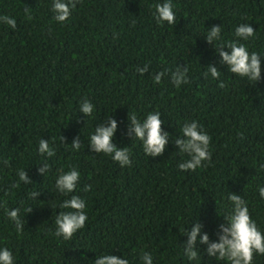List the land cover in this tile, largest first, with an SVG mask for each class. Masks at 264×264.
Instances as JSON below:
<instances>
[{
  "label": "trees",
  "instance_id": "obj_1",
  "mask_svg": "<svg viewBox=\"0 0 264 264\" xmlns=\"http://www.w3.org/2000/svg\"><path fill=\"white\" fill-rule=\"evenodd\" d=\"M160 2L78 0L58 23L51 0H0V16L16 21L15 29L0 23V247L11 251L14 264H93L107 254L140 264L142 252L151 253L153 264H190L184 232L199 222L216 239L229 192L242 196L264 231V201L256 192L264 186L258 170L264 162V58L261 80L249 82L221 66L203 38L217 25L223 41L232 42L235 27L248 23L254 36L242 43L264 55V0H171L172 25L155 22ZM209 64L218 68V79L205 75ZM145 65L148 72L140 74ZM179 66H187L188 83L177 88L168 74ZM161 72L157 84L153 77ZM85 99L94 106L89 118L78 111ZM150 112L160 114L170 136L155 158L127 134L128 115L143 119ZM111 116L118 123L113 142L129 151L131 163L123 168L88 148L89 135ZM192 120L211 138V160L180 172L177 164L186 157L172 139ZM76 137L78 151L71 148ZM41 139L52 157L38 153ZM45 162L41 176L37 166ZM72 168L80 174L76 190L60 195L55 178ZM18 170L32 182H20ZM72 195L85 200L88 219L64 240L54 235V221ZM12 209H20L21 231L6 215ZM198 247L191 264H214L202 255L205 246ZM252 264H264V255L254 254Z\"/></svg>",
  "mask_w": 264,
  "mask_h": 264
},
{
  "label": "clouds",
  "instance_id": "obj_2",
  "mask_svg": "<svg viewBox=\"0 0 264 264\" xmlns=\"http://www.w3.org/2000/svg\"><path fill=\"white\" fill-rule=\"evenodd\" d=\"M78 0H51V11L53 18L58 23H64L71 14V9L75 7ZM155 22L158 25H172L175 22V15L171 0H162L155 4L153 13ZM0 23L7 25L11 29L16 28V21L12 17L0 16ZM253 27L248 23H241L234 29L232 42H224L221 35V26L212 25L207 28L203 36L206 44L211 45L216 55H218L219 64L227 66L228 72L246 79L249 82L256 83L261 80L262 67L261 59L264 55L255 51L250 52L242 42L248 41L254 36ZM237 41H241L238 43ZM227 49V50H225ZM140 74L148 72V66L138 68ZM187 66L176 68L169 73L170 82L174 87H181L188 83ZM219 70L213 64L206 67V76L216 80L219 77ZM165 73H157L153 80L160 83ZM223 87V84H220ZM78 111L85 117H91L94 106L87 99L78 105ZM127 134L132 140L141 142L142 150L147 157L155 158L161 156L168 145L169 133L162 130V120L158 112H150L143 119H138L136 115H128ZM118 123L111 116L104 122L98 124L94 131L89 135L88 148L94 153H103L111 157L120 167L129 166L131 161L127 147L119 148L114 141L117 132ZM64 141V137H61ZM172 139V138H171ZM210 136L205 132L202 125L196 120L186 122L180 127V135L172 139L178 153L185 156L182 162L177 164L180 172L194 171L211 160L209 150ZM80 138L76 137L71 143V148L78 151L80 149ZM38 153L42 157H52L53 149L50 148L49 142L41 139L38 143ZM38 173L45 176L48 170V164L37 166ZM259 171H264V162L259 164ZM18 180L23 183H30L32 180L24 170H18L16 173ZM79 172L72 168L67 172L61 171L55 178V191L63 196L74 193L79 181ZM256 192L259 199L264 201V186H257ZM36 198L40 193L33 192L30 194ZM230 209L223 215V223L218 226L216 239L210 240L209 235L202 231L203 225L199 222L192 223L183 237L186 239L182 242L183 255L187 261L197 260L198 253H201L199 246L203 248L202 255L208 257L214 264H252L253 256L264 255V231H261L255 220L250 218L249 209L246 201L242 196L229 192L226 197ZM59 207L67 211H61L55 218L54 235L64 240H69L75 233L85 227L88 219L86 214L85 200L72 195L71 198L65 199ZM31 211V209H29ZM20 209L7 210L6 215L9 220L16 225L17 231L22 230V223L18 217ZM219 217V216H218ZM140 264H153V257L149 252H142L139 257ZM0 264H14L11 251L6 247H0ZM93 264H130L126 258H118L116 255L107 254L97 256Z\"/></svg>",
  "mask_w": 264,
  "mask_h": 264
}]
</instances>
